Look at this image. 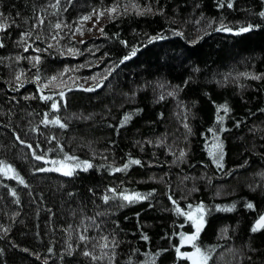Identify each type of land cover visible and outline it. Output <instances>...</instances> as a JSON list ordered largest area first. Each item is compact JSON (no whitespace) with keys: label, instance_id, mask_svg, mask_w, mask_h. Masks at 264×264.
<instances>
[{"label":"trees","instance_id":"trees-1","mask_svg":"<svg viewBox=\"0 0 264 264\" xmlns=\"http://www.w3.org/2000/svg\"><path fill=\"white\" fill-rule=\"evenodd\" d=\"M54 3L0 0L8 23L0 29V160L14 165L26 180L21 184L0 173V264H44L45 259L47 264H91L81 255L84 245L78 239L85 215L96 216L105 231H114L121 242L119 264H135L146 259L145 252L158 249L166 251L157 264H190L177 258L172 245L179 243V236L173 233L195 229L177 214L169 192L182 207L189 202L206 205L207 223L199 242L215 246L213 264H264V229L251 231L264 213V78L245 75L264 77V17L259 15L264 0H233L232 7L225 3L222 8L218 0H60L59 9ZM114 3L121 6L117 13L107 11ZM101 10L94 27L98 33L78 39L91 32L89 19L80 17ZM41 15L44 21L37 26ZM249 23L260 27L236 34L221 29V24L240 28ZM25 32L33 35L21 39ZM153 34L164 38L149 42ZM138 44L143 47L137 54L121 63ZM35 56L41 57L38 63ZM93 72L104 82L87 88L81 81ZM20 73L23 87L14 79ZM37 73L39 82L33 79ZM51 76L56 79L43 91L64 92L59 109L39 98L37 83ZM225 102L230 111L221 109L224 119L217 122V105ZM45 112L49 119L58 114L68 127L41 123ZM125 112L130 119L120 126ZM214 126L224 129L222 169L212 162L205 143L213 142L209 129ZM17 134L39 155L62 159L68 153L92 160L95 167L78 169L72 176L55 171L50 161L46 165L36 159ZM58 144L64 145L63 152ZM182 150L186 155L178 160ZM129 156L142 163L110 171L127 163ZM109 185L117 191H140L148 199L105 202L102 194ZM248 201L255 207L248 208ZM145 233L148 240L142 238ZM97 234L95 228L88 231ZM70 244L81 247L68 255L64 250ZM132 249L140 251L128 261ZM190 249L186 245L181 250Z\"/></svg>","mask_w":264,"mask_h":264},{"label":"snow or ice","instance_id":"snow-or-ice-1","mask_svg":"<svg viewBox=\"0 0 264 264\" xmlns=\"http://www.w3.org/2000/svg\"><path fill=\"white\" fill-rule=\"evenodd\" d=\"M225 3H227L228 7L233 6V0H218L217 7H224ZM54 9L60 8V0H55V3L52 5ZM121 7L120 5L113 4L107 11H110L112 13H117L118 8ZM151 11V9H148ZM95 11V10H93ZM157 11L163 12L164 10L162 8H158ZM104 10H101L100 15H103ZM19 15V13H18ZM91 13L87 14L85 16L80 17L81 20L91 19ZM259 15L261 17H264V9H261L259 12ZM4 13L0 11V29H5L8 27V23L3 21ZM100 16H97V19H99ZM10 19V18H9ZM44 21L43 15L39 16L36 25L42 24ZM62 22L57 21L55 24V27L59 29L61 27ZM253 27H260V25H253L249 23L246 27H240V28H231L226 27L223 24H221V29L226 32H244L252 29ZM77 31H79L81 34H83L84 29L80 26H77ZM100 31L103 32V27L100 28ZM173 33L179 32L178 29H172ZM107 35V33H104ZM180 35H183L182 32H179ZM33 35L32 32H25L22 34L21 39L25 37H29ZM75 34L73 33V36ZM36 38L39 39V35L36 34ZM164 37L160 34H153L147 37V40L149 42L156 41L163 39ZM199 38V37H198ZM53 40L56 39L55 36L52 37ZM4 41L0 39V46H2ZM31 43V41H29ZM80 43H83V41H80ZM124 44H127V41H123ZM25 49L28 48V44L24 45ZM139 47H143V44H138L136 46H132L130 51L124 55L121 58V63L123 61H126L130 59L132 56H135L137 54V50ZM46 50V49H45ZM37 51H40L39 48H37ZM63 51V49H61ZM69 52H72V54H78L79 50L73 51L71 48L68 50ZM107 55V53L105 54ZM17 60L23 59L21 56L16 57ZM33 59L38 63L41 60L40 56H35ZM69 69L67 66L65 67L64 71H68ZM23 75V73L18 74L17 77H14L17 84H19L20 87H23V84L20 83L19 76ZM96 75H99L97 73ZM245 75H255L257 79L264 78L260 75H256L254 73H246ZM92 79H95V76L91 77ZM36 81H41V76L39 73L33 77ZM56 79L55 76L48 77L44 80L43 83H37V87L41 89L39 98L42 100H51V109H59L61 106V101L59 100V97L64 96V92L61 91L58 94L55 92H50L46 94L43 89L47 88L49 83L54 81ZM103 78L99 80V82L95 85L96 87H99L101 84H103ZM187 83V81H185ZM10 87L13 85L9 84ZM61 85H57V87H60ZM76 87H83V85H76ZM179 86H177L178 88ZM91 88V86H89ZM172 95H175V92L170 93ZM56 96V100H52V97ZM161 99H163V96H161ZM64 105L66 106L67 101H63ZM213 103H216L213 101ZM224 109L225 112L230 111L227 103H221L217 105V115H216V121L222 122L224 119V116L220 115V110ZM137 111H142V109H137ZM187 111V110H186ZM161 116H163V113H160ZM130 119V114L125 112L123 117L120 121V126H123L125 123L128 122ZM187 117L185 116V127H188V124L186 123ZM43 124H56L60 125L63 128H67L68 124L64 122V120L58 115L53 113L52 118L49 119V113L45 112L44 119L41 121ZM239 123V121H237ZM39 131V129H36ZM223 128H217L212 127L209 129L213 133V136L211 137L212 143L209 145L206 143V146L208 147V155L212 157V162L216 164L218 168H223L224 165V141L220 138V131H223ZM17 140H20L22 144H27L29 148H32V155L36 157V159L45 161L46 165L50 161V168L54 169L55 171L65 173L66 175L72 176L76 173L78 169H83L87 171L90 168L95 167L92 160H80L79 157H76L74 155H70L68 153H64L63 158H57V157H50L47 154L39 155L37 154V151L35 148H33V145L31 142L27 140L20 139L19 134L16 136ZM52 139H56L55 136L52 137ZM150 143L152 141H149ZM156 143H162V141L157 140ZM59 150L63 152L64 145L58 144ZM171 150V149H170ZM48 151H52L51 148L48 149ZM95 155V153H93ZM186 155V150H182L180 152V157L177 159L180 160L184 158ZM69 161H71L69 163ZM132 163H135L136 165H140L142 161L139 158H134L132 156H129L128 162L120 165V168H117L115 165H113L110 168V171L116 172L121 169H128ZM247 163V162H246ZM46 169L44 168H33V171H44ZM0 173H3L5 176H14L16 180H18L21 184H25L26 180L25 178L17 171L11 163H8L7 161L0 160ZM230 174V173H228ZM264 175V173H262ZM2 183V182H0ZM171 187V186H169ZM92 191V189H90ZM153 192L156 190L153 189ZM109 192L112 194L111 197L109 195ZM12 195L16 196V190L12 189ZM119 198L120 203L128 202V203H134L136 201L145 200L148 199V195L145 193H142L140 191H129L125 189L124 191H117V189L114 186L109 185L107 189L102 194V199L107 202L110 199ZM169 198L174 205L175 211L177 214H182L184 217H187V221H190L191 224L194 226V231L191 232H185L180 231L179 233H173V235L179 236V243L173 244L172 247L175 248L176 256L177 258H186L187 261H190V264H213V252L215 251V246L208 245L207 247H203L201 243L199 242L200 234L202 230L205 227V224L207 221L205 220V213L207 211L206 205L201 201L198 204H191L190 202L187 204V208L182 207L178 200L173 197L172 193L169 192ZM186 199V198H185ZM19 203V200L16 201ZM248 208H254L255 204L252 201H248L247 205ZM217 208L220 207H227L223 205H216ZM232 207H235V204L232 205ZM75 214V213H74ZM139 213H137V216ZM85 221H91V224L85 223ZM186 221V222H187ZM116 224H119V221H116ZM103 221L97 220L96 216H84V219L81 220L80 225L78 227H81L84 229V231L79 233L78 239L83 242V249L81 251V255L90 258L91 264H119V261L117 259L119 252L118 249L120 247V241L118 237L114 234L113 230L105 231V228L102 226ZM72 226L69 225V228ZM183 227V225H181ZM90 228H95L98 230V234L96 236H90L88 235V231ZM260 229H264V213L260 214L259 217L255 220L251 231L256 232ZM144 240H148L149 237L145 233L142 237ZM190 245L191 250H181L184 246ZM81 246L80 244H76L75 247H73L71 244L68 248H66L64 251L68 253V255H72V253L79 249ZM133 255H130L127 257L128 261H132L133 257L136 252L140 251L139 249H132L131 250ZM166 251V249H158L156 252H145L144 255L146 259L144 260H136L135 264H157V259L160 256L161 252ZM48 252H53L52 248H48ZM33 255L39 256L38 253H33ZM44 264H47V259H45Z\"/></svg>","mask_w":264,"mask_h":264},{"label":"rangeland","instance_id":"rangeland-1","mask_svg":"<svg viewBox=\"0 0 264 264\" xmlns=\"http://www.w3.org/2000/svg\"><path fill=\"white\" fill-rule=\"evenodd\" d=\"M101 16L100 14H94V16L92 15L91 16V19H89V23H88V26L91 28V32L89 34H85L84 36H78V39H81V38H88V37H91V36H95V31L94 30V27L98 25L99 23V19H97V16ZM85 32V30H84ZM98 33V31H96ZM97 66V65H96ZM94 66V67H96ZM95 76V79H92L91 77ZM71 77V76H70ZM97 77H100L99 75H96L95 72H93L91 74V76L88 77L87 81H85V79H83L81 82H85L84 85L88 88L90 86V84L92 85V83H96L97 81H99L98 79L100 78H97ZM190 222V221H188ZM194 227V226H193ZM187 246H190V245H187ZM191 247V246H190ZM191 250V249H190ZM189 262V261H188ZM190 263V262H189Z\"/></svg>","mask_w":264,"mask_h":264},{"label":"water","instance_id":"water-1","mask_svg":"<svg viewBox=\"0 0 264 264\" xmlns=\"http://www.w3.org/2000/svg\"><path fill=\"white\" fill-rule=\"evenodd\" d=\"M227 33H230V34H236L237 32H227Z\"/></svg>","mask_w":264,"mask_h":264}]
</instances>
